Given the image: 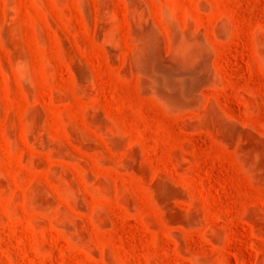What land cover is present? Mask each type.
<instances>
[{"label": "rangeland", "instance_id": "1", "mask_svg": "<svg viewBox=\"0 0 264 264\" xmlns=\"http://www.w3.org/2000/svg\"><path fill=\"white\" fill-rule=\"evenodd\" d=\"M0 264H264V0H0Z\"/></svg>", "mask_w": 264, "mask_h": 264}, {"label": "bare ground", "instance_id": "2", "mask_svg": "<svg viewBox=\"0 0 264 264\" xmlns=\"http://www.w3.org/2000/svg\"><path fill=\"white\" fill-rule=\"evenodd\" d=\"M174 39L178 46L177 48L181 52V55H187L186 53H189L188 55L196 54L195 56L191 55V57H200L201 62H199L196 67L194 65L193 68L181 69L183 65H181L180 67V64L178 65L177 63V65L181 69L180 72H177L176 69L167 66V64H165L160 58V56H158L153 50L144 49L143 51H141V56L139 55V68H141V71L151 79V87H149V89H152V91L156 95H158V97L161 98L168 107L172 109H180L188 105L190 99L195 94H197L200 87L204 83H206L210 73L208 72V74L205 68H203L205 62L207 63V61H205L207 59L202 41L193 37L191 38L188 34L185 33H177L174 36ZM149 44L148 46H146L147 48L150 47ZM177 48L176 50H178ZM184 58L186 57H183V59H181L184 60Z\"/></svg>", "mask_w": 264, "mask_h": 264}]
</instances>
